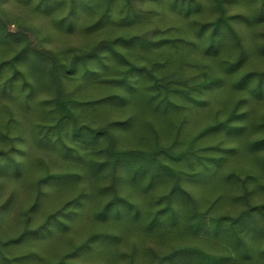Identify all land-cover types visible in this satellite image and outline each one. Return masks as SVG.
Listing matches in <instances>:
<instances>
[{
  "label": "trees",
  "instance_id": "trees-1",
  "mask_svg": "<svg viewBox=\"0 0 264 264\" xmlns=\"http://www.w3.org/2000/svg\"><path fill=\"white\" fill-rule=\"evenodd\" d=\"M9 2L0 0V52L6 56L0 61V97L29 110L45 91L48 97L39 103L43 122L30 125L33 141L68 156L85 135L78 145L81 154L105 179L98 222L110 225L117 221L109 220L112 212H134L141 220L134 231L138 241L167 246L138 253L135 240L120 259L126 264L147 256L146 264H264V0H15L30 18L8 11ZM31 16L48 20L61 33L82 32L89 41L53 47L51 34L35 28ZM184 56L187 61H173ZM86 80L98 92L87 99L78 94ZM137 86L157 115L195 108L209 112V118L190 134L183 131V120L173 133L150 124L139 143L118 142L121 128L134 116H111L107 110H123L124 91ZM218 94L223 96L218 107L207 110ZM9 115L0 128L3 177L10 166L18 173L23 164L18 157L28 155L17 144L24 139L22 122L13 119L15 112ZM124 172L146 182L143 200L119 187ZM219 175L231 186L230 198L204 196L201 202L190 191L199 178L214 182ZM66 176L47 166L35 177L14 235L3 232L13 190L0 201L4 263L16 264L19 258L7 250L22 238L66 225L75 214L80 194L33 223L52 180ZM229 205L234 209H225ZM156 228L162 229L160 236ZM115 234L97 228L51 264H80L76 258L83 248L97 237L117 239Z\"/></svg>",
  "mask_w": 264,
  "mask_h": 264
},
{
  "label": "rangeland",
  "instance_id": "rangeland-1",
  "mask_svg": "<svg viewBox=\"0 0 264 264\" xmlns=\"http://www.w3.org/2000/svg\"><path fill=\"white\" fill-rule=\"evenodd\" d=\"M6 9L10 12L15 13L20 17L30 18L29 11H26L24 7H21L15 0H11L5 5ZM87 16V14H85ZM35 28H42L45 32L51 34L53 39V47L62 48L65 46H82L85 42L89 41V38L84 36L82 32L66 34L59 31H55L52 24L41 17L31 16ZM49 23V24H48ZM11 31L16 30V26L10 27ZM6 56L0 52V61ZM175 58V57H174ZM175 58L177 60H186L187 57ZM88 80H86L82 87L78 89L79 96L82 98H90L92 95L98 93L94 91V87L87 86ZM138 87V86H137ZM125 106L121 111H113L108 109V115L118 116V114H132L134 118L131 122L121 128V133H119L120 141L128 144L139 143L141 137L147 136L145 133L149 131L150 124L158 126L161 130L168 132H174L176 124L186 120V125L183 131L185 134H190L194 132L199 126H202L205 121L209 118L208 113L205 110L192 108L189 111L185 109L179 110L176 114L171 112L167 116H161L152 112V102H149V98L146 92L142 91L140 86L134 92L124 91ZM48 97L45 91L37 96L34 102L31 103L32 107L27 110L23 109V103L18 101L15 103L8 96L0 97V128L3 127L10 111L15 112L13 119L22 122V129L24 134V139L18 141V145L21 150L27 152V157L20 155L18 158L23 160V164L19 168L17 173L16 169L12 166L9 169H4V172L8 173V177L0 173V201L6 199L13 190V196L9 200L7 206V217L4 224V235H14L21 227V217L22 211L29 204L34 187L33 181L35 177L39 174L45 172L47 166L51 168L54 172H59L67 175L65 178H55L52 180V189H49L41 203L39 212L35 215L34 224L40 223L46 213L52 211L59 205H62L65 199L70 198V196L75 194H80L81 199L79 205L75 209V214H73L68 220V222L54 228L49 232L34 236H27L21 239V242L17 245L8 249V256L13 255L19 258L16 264H51L55 262L62 254L63 251L74 242H78L86 234H91L97 228L114 229L117 235V239L114 237L101 238L97 237L89 245L83 248L76 258V262L80 264H126V258L122 257L120 259V253L130 252L132 248V243L137 241L138 247L137 252L142 253L145 251L146 247L155 245L153 239H141L138 241L139 237L135 235L137 223H140V219L135 217V213H126L116 216L115 214H110L109 220H117L113 224H103L100 217L101 215L97 212V206L100 204L99 199H101L102 192L101 186L105 183L103 172L97 170L94 171V165L92 161L85 155L83 157L80 151V144L84 136L78 138V143L76 144L73 153L67 156L65 151L50 148L49 146H43L35 143L33 141V134L30 125L32 123L39 124L43 122L42 111L40 110L39 103ZM216 98L211 99L210 107L207 109H214L218 107L219 100H222L223 96H215ZM33 107L37 110L36 115H34ZM24 110L26 116L22 111ZM34 112V113H33ZM32 113V114H31ZM151 113V116H150ZM210 114V113H209ZM20 116V118H19ZM23 119V121L21 120ZM12 134H15V130H12ZM121 134V135H120ZM27 140V141H26ZM0 135V146H3ZM144 143V140L140 142ZM79 145V146H78ZM235 164V163H233ZM3 171V170H2ZM1 171V172H2ZM206 177H201L194 182L193 186H190V190L193 194L200 197V201H203V197H213L216 198L219 194L225 195L230 198L231 186L227 184L228 182L221 181V175L217 176L214 182L206 180ZM119 187L122 190L129 192L130 196L134 200H143L145 198L144 188H146V182L140 179L133 180L132 176L124 172L119 179ZM82 191V192H81ZM81 192V193H79ZM225 209L233 210V206H227ZM182 210V209H180ZM188 210V207H186ZM103 216V215H102ZM101 216V217H102ZM111 223V221H108ZM109 226V227H108ZM154 234L160 236L162 234V229L156 228ZM3 235V236H4ZM164 249L167 246L157 245ZM156 245L154 248H157ZM147 256V255H146ZM149 257H139L137 259L138 264H146ZM0 264H6L0 260Z\"/></svg>",
  "mask_w": 264,
  "mask_h": 264
}]
</instances>
